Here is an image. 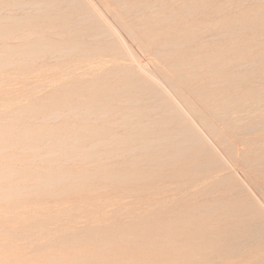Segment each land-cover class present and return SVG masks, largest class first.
<instances>
[{
	"label": "rangeland",
	"instance_id": "1",
	"mask_svg": "<svg viewBox=\"0 0 264 264\" xmlns=\"http://www.w3.org/2000/svg\"><path fill=\"white\" fill-rule=\"evenodd\" d=\"M71 1H0L1 264H264V0Z\"/></svg>",
	"mask_w": 264,
	"mask_h": 264
},
{
	"label": "bare ground",
	"instance_id": "2",
	"mask_svg": "<svg viewBox=\"0 0 264 264\" xmlns=\"http://www.w3.org/2000/svg\"><path fill=\"white\" fill-rule=\"evenodd\" d=\"M0 1L2 2V0H0ZM10 1H11V0H10ZM73 1H74V0H73ZM73 1H71V2H73ZM75 1L79 2L80 0H79V1H78V0H75ZM115 1H116V0H115ZM1 2H0V3H1ZM5 2H6V1H5ZM83 2L85 3V0H83ZM83 2H82V3H83ZM259 2H260V1H259ZM2 3H3V2H2ZM2 3H1V4H2ZM80 3H81V2H80ZM52 4H53V3H52ZM70 4H71V3H70ZM85 4H86V7H85V8L90 7L89 4H88V6H87V3H85ZM11 5H12V4H11ZM24 5H25V4H24ZM24 5H23V7H24ZM28 5H29V4H28ZM28 5H27V6H28ZM72 5H73V4H72ZM78 5H79V3H78ZM182 5H183V4H182ZM32 6H34V5H32ZM45 6H46V4H45ZM49 6H51V5H47V7H49ZM94 6H95V5H94ZM115 6H116V5H115ZM16 7H17V6H16ZM19 7H20V6H19ZM23 7H21V8H23ZM25 7H26V6H25ZM36 7H37V5H36ZM39 7H40V6H39ZM39 7H38V8H39ZM82 7H83V6H82ZM91 7H92V6H91ZM131 7H132V6H131ZM8 8H9V7H8ZM8 8H7V9H8ZM12 8H13V7H12ZM30 8H31V7H30ZM32 8H33V7H32ZM93 8H94V7H93ZM93 8H92V9H93ZM2 9H3V8H2ZM13 9H14V8H13ZM94 9H96V7H95ZM4 10H5V9H4ZM63 10H64V9H63ZM83 10H84V12H86L85 9H83ZM98 10H99V9H97L96 11L98 12ZM0 11H1V10H0ZM2 11H3V10H2ZM2 11H1V12H2ZM75 11H76V10H75ZM87 11H88V10H87ZM90 11H92V10H90ZM90 11H89V13H90L89 16H90V17L93 15L94 18H95V16L98 15L97 12L95 13L96 15H94V14H92ZM99 11H100V10H99ZM159 11H160V10H159ZM28 12H29V11H28ZM93 12H95V11L93 10ZM100 12H101V11H100ZM150 12H151V11H150ZM16 13H17V12H16ZM34 13H35V10H34ZM86 14L88 15V13H86ZM91 14H92V15H91ZM100 14H101V13H100ZM100 14H99V15H100ZM186 14H187V13H186ZM36 15H37V14H36ZM99 15H98V16H99ZM85 16H86V15H85ZM89 16H88V17H89ZM189 16H190V15H189ZM86 17H87V16H86ZM96 17H97V16H96ZM104 17H105V16H104ZM116 17H117V16H116ZM184 17H185V16H184ZM20 18H21V17H20ZM91 18H93V17H91ZM91 18H90V19H91ZM94 18H93V19H94ZM97 18L100 19L99 17H97ZM97 18H95L94 20H96ZM11 19H12V18H11ZM22 19H23V18H22ZM28 19H29V18H28ZM75 19H76V18H75ZM98 19H97L96 21H98ZM101 19H102V18H101ZM101 19H100V21H101ZM8 20H9V18H8ZM13 20H14V18H13ZM5 21H7V20H5ZM5 21H4V22H5ZM67 21H68V20H67ZM87 21H88V20H87ZM164 21H165V20H164ZM19 22H20V21H19ZM19 22L17 21V23H19ZM104 23H105V22H104ZM104 23L102 22V24H103V28H104ZM121 23H122V22H121ZM253 24H254V23H253ZM96 25H97V23H96ZM25 26H26V25H25ZM98 26H99V25H98ZM2 27H3V26H2ZM8 27H9V26H8ZM92 27H93V26H92ZM95 27H96V26H95ZM20 28H21V27H20ZM66 28H67V27H66ZM98 28H99V27H98ZM106 28H107V27H106ZM30 29H32V28H30ZM34 29H35V28H34ZM101 29H102V28H101ZM5 30H6V29H5ZM26 30H27V29H26ZM65 30H66V29H65ZM262 30H263V28H262ZM44 31H45V30H44ZM53 31H54V30H53ZM103 31H104V30H103ZM168 31H169V30H168ZM2 32H4V31H2ZM7 32H8V31H7ZM65 32H66V31H65ZM99 32H100V30H99ZM104 33H105V32H104ZM106 33H107V32H106ZM127 33H128V32H127ZM129 33H131V32H129ZM25 34H26V33H25ZM97 34H98V33H97ZM99 35H100V33H99ZM102 35H103V34H101V37H102ZM0 36H1V34H0ZM26 36H27V34H26ZM103 36H108V35L106 34V35H103ZM194 36H195V35H194ZM4 37H5V36H4ZM27 37H28V36H27ZM31 37H32V36H31ZM68 37H69V36H68ZM0 38H1V37H0ZM108 38H109V37H108ZM4 39H5V38H4ZM4 39H3V40H4ZM73 39H74V38H73ZM96 39H97V38H96ZM214 39H216V38H214ZM13 41H14V40H13ZM21 41H22V40H21ZM43 42H44V41H43ZM22 44H23V43H22ZM29 44H30V43H29ZM29 44H27V45H29ZM44 44H45V43H44ZM44 44H43V45H44ZM48 44H50V43H48ZM133 44H134V43H133ZM158 44H159V43H158ZM168 44H169V43H168ZM27 45H26V48H28ZM31 45H32V44H31ZM31 45H30V46H31ZM169 45H170V44H169ZM162 46H163V45L161 44V47H162ZM24 47H25V46H24ZM35 47H36V46H35ZM72 47H73V46H72ZM74 47H75V46H74ZM161 47H160V48H161ZM179 47H180V46H179ZM181 47H182V46H181ZM3 48H4V46H3ZM8 48H10V47H8ZM20 48H22V46H20ZM20 48H19V49H20ZM41 48H42V46H41ZM46 48H49V47H46ZM66 48H67V47H66ZM70 48H71V47H70ZM75 48H76V47H75ZM172 48H174V46H173ZM177 48H178V47H177ZM5 49H6V48H5ZM11 49H12V48H11ZM14 49L17 50L16 47H15ZM23 49H24V48H23ZM1 50H3V49H1ZM1 50H0V51H1ZM8 50H10V49H8ZM22 51H23V50H22ZM25 51H26V50H25ZM60 51H61V50H60ZM117 51H118V50H117ZM5 52H6V51H5ZM18 52H19V51H18ZM18 52H16V53L18 54ZM43 52H44V51H43ZM47 52H49V51H47ZM62 52H63V51H62ZM65 52H66V51H65ZM8 53H9V52H8ZM24 53H25V52H24ZM30 53H31V52H30ZM69 53H70V52H69ZM122 53H123V52H122ZM12 54H13V53H12ZM17 54H16V55H17ZM57 54H58V53H57ZM60 54H61V53H60ZM2 55H4V54L2 53ZM8 55H9V54H8ZM16 55H14V56H16ZM21 55H22V54H21ZM42 55H43V53H42ZM65 55L67 56V54H65ZM86 55H87V54H86ZM121 55H122V54H121ZM157 55H159V54H157ZM0 56H1V54H0ZM29 56H30V55H29ZM35 56H36V55H35ZM52 56H53V55H52ZM152 56H153V55H152ZM19 57H20V56H19ZM23 57H24V56H23ZM58 57H59V56H58ZM69 57H70V55H69ZM1 58H2V57H1ZM4 58H5V57H4ZM8 58H9V57H8ZM31 58H32V56H31ZM11 59H12V58H11ZM40 59H42V58H40ZM59 59H60V58H59ZM61 59H62V58H61ZM34 60H36V59H34ZM63 60H64V59H63ZM133 60H134V59H133ZM135 60H136V59H135ZM161 60H162V59H161ZM70 61H71V60H70ZM89 61H90V60H89ZM115 61H116V60H115ZM259 61H260V60H259ZM155 62H156V61H155ZM5 63H6V62H5ZM17 63H19V62H17ZM17 63H16V64H17ZM56 63H57V62H56ZM9 64H10V63H9ZM19 64H20V63H19ZM156 64H157V63H156ZM184 64H185V63H184ZM188 64H189V63H188ZM113 65H114V64H113ZM1 66H2V65H1ZM9 66H10V65H9ZM109 66H110V65H109ZM130 66H131V65H130ZM176 66H177V65H176ZM18 67H19V66H18ZM121 67H122V66H121ZM128 67H129V66H128ZM167 67H168V66H167ZM6 68H7V67H6ZM23 68H24V67H23ZM125 68H126V67H125ZM142 68H143V66H142ZM91 69H92V68H91ZM163 69H164V68H162V70H163ZM164 71H167V69L164 70ZM164 71H163V72H164ZM57 72H58V71H57ZM87 72H88V71H87ZM160 72H161V71H160ZM161 73H162V72H161ZM165 73H166V74H169V73H167V72H165ZM24 74H25V73H24ZM28 74H29V73H28ZM125 74H126V73H125ZM119 75H120V74H119ZM22 76H23V75H22ZM68 76H69V75H68ZM166 76H168V75H166ZM14 77H15V76H14ZM26 77H27V76H26ZM169 77H171V76H169ZM172 78H173V77H172ZM174 78H175V77H174ZM15 79H16V78H15ZM18 80H19V79H18ZM59 80H61V79H59ZM15 81H16V80H15ZM166 81H167V80H166ZM2 82H3V81H2ZM169 82H170V80H169ZM259 82H260V81H259ZM261 82H262V81H261ZM27 85H28V84H27ZM168 85H171V83H169ZM173 85H174V84H173ZM23 86H24V85H23ZM18 88H19V87H18ZM20 88H21V87H20ZM174 88H175V86H174ZM4 90L7 91V92H9V90H6V89H4ZM17 90H18V89H17ZM2 91H3V90H2ZM5 91H3V92H5ZM3 92H2V93H3ZM7 92H6V93H7ZM13 92H14V91H13ZM13 92H12V93H13ZM17 92H20V90H18ZM17 92L15 91L14 94L16 95ZM10 93H11V90H10ZM8 94H9V93H8ZM14 94H12V95H14ZM2 95H6V94L3 93ZM12 95H10V96H12ZM32 95H33V94H32ZM10 96H9L8 98H10ZM26 96H27V95H26ZM36 96H37V95H36ZM129 96H130V95H129ZM14 97H15V96H14ZM14 97H13V98H14ZM20 97H21V96H20ZM31 97H32V96H31ZM2 98L4 99V96H2ZM5 98H7V95L5 96ZM13 98H12V99H13ZM20 99H21V98H20ZM24 99H25V98H24ZM26 99H27V98H26ZM10 100H11V98H10ZM10 100H6V101L8 102V101H10ZM22 100H23V99H22ZM77 100H78V99H77ZM138 101H139V100H138ZM12 102H13V101H12ZM165 102L167 103V101H165ZM14 103L16 104V102H14ZM34 103H35V102H34ZM57 103H58V102H57ZM20 104H21V103H20ZM80 104H81V103H80ZM124 104H125V103H124ZM187 104H189V103H187ZM1 105H2V104H1ZM10 105H11V106H9V107L12 108V104H10ZM25 105H26V103H25ZM35 105H36V104H35ZM3 106H4V105H3ZM14 106H15V105H14ZM16 106H17V105H16ZM23 106H24V104L22 105V108H21V106L18 105V108L23 109ZM0 107H2V106H0ZM7 107H8V106H7ZM7 107H2V109H3V108L6 109ZM25 107H26V106H25ZM36 107H37V106H36ZM38 107H39V106H38ZM52 107H53V106H52ZM67 107H68V106H67ZM10 108H8V109H10ZM14 108H15V107H14ZM27 108L29 109L30 107H27ZM27 108H25V110H26ZM33 108H34V107H33ZM64 108H65V107H64ZM64 108H63V109L61 108V110H64ZM69 108H70V105H69ZM75 108H76V107H75ZM12 109H13V108H12ZM15 109H16V108H15ZM20 109H18L19 112L16 111V112L19 113V115H16L15 112H14V110H13L12 113H11L12 110L9 111L10 114H8L9 112L6 111V110H4V111H2L1 109H0V110H1L2 112H4V113H2V115L5 114V111L8 112V113H7L8 115L5 114L6 117H7V116H10L11 114L14 115V117H15V115H16V118H15V119H16V122H17V121H18L17 119H20V118H18V116L21 117V115H22V117H23V115H27L26 112H24L23 110H20ZM28 109H27V112H28ZM37 109H38V108H37ZM42 109H43V108H42ZM77 109H78V108H77ZM16 110H17V109H16ZM31 110H32V109H31ZM31 110H30V111H31ZM65 110H66V108H65ZM194 110H195V108H194ZM1 111H0V112H1ZM22 111L24 112V114H23V113H20V112H22ZM33 111H34V110H33ZM33 111H32V112H33ZM38 111H39V110H38ZM38 111H37V112H38ZM70 111H71V108H70ZM72 111H73V110H72ZM151 111H152V110H151ZM171 111H172V110H171ZM195 111H196V110H195ZM46 112H47V111H46ZM58 112H59V111H58ZM60 112H61V111H60ZM68 112H69V111H68ZM125 112H126V111H125ZM149 112H150V111H149ZM13 113H14V114H13ZM18 113H17V114H18ZM30 113H31V112H30ZM30 113H29V114H30ZM72 113H73V112H72ZM86 113H87V112H86ZM136 113H137V112H136ZM150 113H151V112H150ZM196 113H197V111H196ZM198 113H199V112H198ZM20 114H21V115H20ZM48 114H50V111H49ZM95 114H96V113H95ZM118 114H119V113H118ZM162 114H163V113H162ZM0 115H1V114H0ZM34 115H35V114H34ZM77 115H78V114H77ZM200 115H201V114H200ZM124 116H125V115H124ZM127 116H128V115H127ZM14 117H13V119H14ZM22 117H21V118H22ZM47 117H49V116H47ZM50 117H51V116H50ZM64 117L66 118V116H64ZM64 117H63V118H64ZM71 117H72V116H71ZM90 117H92V116H90ZM3 118H4V117H3ZM24 118H25V117H24ZM27 118H28V117H27ZM42 118H43V117H42ZM55 118H56V117H55ZM85 118H86V117H85ZM128 118H129V117H128ZM1 119H2V117L0 118V121H1ZM7 119H8L9 121H11V122L13 121V119L10 120L11 117H10V118H7ZM15 119H14V120H15ZM30 119H32V118H30ZM50 119H51V118H50ZM86 119H87V118H86ZM8 120L5 121V124H7V123L9 122ZM21 120H23V118H22ZM26 120H27V119H26ZM28 120H29V119H28ZM28 120H27V121H28ZM55 120H57V119H55ZM97 120H98V119H97ZM120 120H121V119H120ZM124 120H125V119H124ZM127 120H128V119H127ZM130 120H131V119H130ZM42 121H43V120H42ZM122 121H123V120H122ZM179 121H180V120H179ZM229 121H230V120H229ZM6 122H7V123H6ZM14 122H15V121H14ZM52 122H53V120H52ZM73 122H74V121H73ZM81 122H82V121H81ZM83 122H84V121H83ZM86 122H87V121H86ZM88 122H89V121H88ZM116 122H117V121H116ZM128 122H129V121H128ZM261 122H262V121H261ZM1 123H2V122H1ZM17 123H18V122H17ZM44 123H45V122H44ZM47 123H48V122H47ZM111 123H112V122H111ZM114 123H115V122H114ZM114 123H112V124H114ZM122 123H123V122H122ZM125 123H126V121H125ZM146 123H147V122H146ZM146 123H145V124H146ZM185 123H186V122H185ZM227 123H228V122H227ZM5 124H4V125H5ZM18 124H19V123H18ZM112 124H111V125H112ZM189 124H190V123H189ZM16 125H17V124H16ZM120 125H122V124H120ZM120 125H119V126H120ZM142 125H143V124H142ZM0 126H1V125H0ZM22 126H23V125H22ZM122 126H123V125H122ZM122 126H121V127H122ZM130 126H131V125H130ZM132 126H133V125H132ZM150 126H151V125H150ZM194 126H195V125H194ZM19 127H20V125H19ZM70 127H71V126H70ZM70 127H69V128H70ZM81 127H82V126H81ZM140 127H143V126H140ZM174 127H175V126H174ZM5 128H7V127H5ZM16 128H17V127H16ZM24 128H25V126H24ZM146 128H147V127H146ZM19 129H20V128H19ZM22 129H23V128H22ZM63 129H64V128H63ZM70 129H71V128H70ZM152 129H153V128H152ZM245 129H246V128H245ZM34 130H35V129H34ZM53 130H54V129H53ZM67 130H68V129H67ZM79 130H80V129H79ZM103 130H104V129H103ZM128 130H129V129H128ZM179 130H180V129H179ZM250 130H251V129H250ZM4 131H5V130H4ZM7 131H8V130H7ZM43 131H44V130H43ZM58 131H59V130H58ZM62 131H63V130H62ZM64 131H66V130H64ZM81 131H82V130H81ZM85 131H86V130H85ZM187 131H188V129H187ZM187 131H186V133H187ZM211 131H212V129H211ZM244 131H247V130H244ZM14 132H15V131H14ZM33 132H34V131H33ZM35 132H37V131H35ZM55 132H56V131H55ZM68 132H69V131H68ZM68 132H67V133H68ZM130 132H131V131H130ZM189 132H190V130H189ZM192 132H193V131H192ZM192 132H191V133H192ZM199 132H200V131H199ZM251 132H252V131H251ZM73 133H74V132H72V134H73ZM90 133H91V132H90ZM107 133H108V132H107ZM141 133H142V132H141ZM2 134L5 135V137L7 138L5 141H7V140L10 139V138H11L12 140H14L12 137H10V136H13V134H10V136H8L9 134H7V136H6V133H5V134L2 133ZM2 134H1V135H2ZM33 134H34V133H33ZM47 134H48V132H47ZM58 134H59V133H58ZM69 134H70V133H69ZM72 134H71V135H72ZM76 134H77V133H76ZM79 134H80V133H79ZM79 134H78V135H79ZM101 134H102V132H101ZM175 134H176V133H175ZM175 134H174V135H175ZM192 134H193V133H192ZM1 135H0V136H1ZM18 135H19V134H17V136H18ZM26 135H27V134H26ZM28 135L31 136V133H30V134L28 133ZM36 135H38V134H36ZM36 135H35V137H36ZM66 135H67V136L63 135V136L65 137V139H66V138H68V139L71 138V137L68 136V134H66ZM80 135H81V134H80ZM91 135H92V134H91ZM187 135H189V134H187ZM20 136H21V135H20ZM23 136H24V135H23ZM38 136H39V135H38ZM56 136H57V135H56ZM56 136L53 135V138L55 139ZM74 136H75V135H74ZM74 136H73V139L78 137L77 135H76L77 137H74ZM160 136H161V135H160ZM163 136H164V135H163ZM192 136H193V135H192ZM192 136H191V137H192ZM2 137H4V136H1V139H0L1 141L4 139V138H2ZM8 137H9V138H8ZM31 137H32V136H31ZM31 137H30V138H31ZM40 137H42V135L39 136V139L41 140ZM58 137H60V136L58 135ZM64 137H62L63 139L60 137V138L63 140L62 143L58 144V143L60 142V141H58V140H60V138H59V139L56 138V140H57L58 142L55 141V140H54V142H55V143L57 142L58 146H59V145H65V146H66V144L64 143V142H65ZM171 137H172V136H171ZM179 137H180V136H179ZM187 137H188V139H190V141H191V138H190L189 136H187ZM194 137H195V136H194ZM194 137H193V138H194ZM18 138H19V136H18ZM18 138L15 137V139H18ZM21 138H22V136H21ZM23 138H24V137H23ZM23 138H22L21 141H24V140H25V139H23ZM26 138H27V140H26L25 142H29V140L32 139V138L29 139L28 137H26ZM42 138H43V137H42ZM53 138H52V139H53ZM80 138H81V137H80ZM102 138H103V137H102ZM109 138H112V137H109ZM176 138H177V137H176ZM11 139H10V140H11ZM28 139H29V140H28ZM34 139H36V138H34ZM52 139H51V140H52ZM68 139H66V140H68ZM78 139H79V138H78ZM116 139H117V138H116ZM185 139H186V138H185ZM198 139H199V138H198ZM18 140H19V139H18ZM36 140H37V139H36ZM36 140H35V141H36ZM74 140H75V139H74ZM109 140H110V139H109ZM118 140H120V139H118ZM161 140H162V139H161ZM1 141H0V146H1L0 148L3 149V148L5 147V144H4L5 142L2 143V144H4V147H3V146L1 145ZM3 141H4V140H3ZM14 141H15V140H14ZM41 141H42V140H41ZM48 141H49V140H48ZM48 141H47V142H48ZM71 141H72L73 144H75V143L73 142V140H71ZM187 141H188V140H187ZM8 142H9V141H8ZM8 142H7V143H8ZM37 142H38V141H37ZM47 142H46V143H47ZM54 142H53V143H54ZM67 142H68V141H67ZM76 142H77V141H76ZM127 142H128V141H127ZM142 142H143V140H142ZM151 142H152V141H151ZM163 142H164V140H163ZM33 143H34V142H33ZM40 143H41V142H40ZM69 143H70V142H68V144H69ZM72 143H71V144H72ZM128 143H130V142H128ZM132 143H133V142H132ZM136 143H137V142H136ZM136 143H134V144H135V145L139 144V142H138L137 144H136ZM244 143H245V142H244ZM23 144H24V143H23ZM34 144H36V143H34ZM49 144H51V143H49ZM57 144H54V145H56V146H54V145L52 144V145H53V148H54V147L56 148V147H57ZM73 144H72V145H73ZM100 144H101V143H100ZM112 144H113V143H112ZM114 144H115V143H114ZM130 144H131V143H130ZM178 144H179V143H177V145H178ZM181 144H182V143H181ZM181 144H180V145H181ZM187 144H188V142H187ZM7 145H8V144H7ZM29 145H30V144H29ZM38 145H39V144H38ZM72 145H70L69 147L71 148ZM182 145H184V144H182ZM16 146H17V145H16ZM104 146H105V145H104ZM156 146H157V145H156ZM23 147H24V146H23ZM28 147H29V146H28ZM40 147H41V146H40ZM59 147H61V146H59ZM74 147H76V146H73V148H74ZM131 147H132V146H131ZM7 148H10V147H7ZM11 148H12V146H11ZM17 148H18V147H17ZM32 148L34 149L35 147L32 146ZM51 148H52V147H51ZM53 148H52V149H53ZM62 148H63V147H61L58 151L61 152V149H62ZM76 148H77V147H76ZM76 148H74V149H76ZM104 148H105V147H104ZM114 148H115V147H114ZM114 148H113V149H114ZM184 148H185V146H184ZM184 148H183V149H184ZM5 149H6V147H5ZM5 149H4V150H5ZM29 149H31V148L29 147ZM33 149H31V151H32ZM42 149L44 150L45 147H43ZM64 149H65V148H64ZM113 149H112V150H113ZM116 149H117V148H116ZM170 149H172V148H170ZM36 150H37V149H36ZM40 150H41V149H40ZM48 150L50 151L51 149L48 148ZM56 150H57V148H56ZM56 150H55V151H56ZM132 150H133V149H132ZM136 150H137V149H136ZM143 150H144V149H143ZM145 150H146V149H145ZM165 150H166V149H165ZM5 151H6V150H5ZM29 151H30V150H29ZM31 151H30V152H31ZM33 151H34V150H33ZM49 151H47V152H48V153L53 152V150L50 151V152H49ZM63 151H64V150H63ZM65 151H66V153L70 154V152H71L72 150H71V151L69 150V151L67 152V149H66ZM73 151H75V150H73ZM73 151H72V152H73ZM127 151H128V150H127ZM127 151H126V152H127ZM138 151H139V150H138ZM140 151H141V150H140ZM148 151H149V150H148ZM166 151H167V150H166ZM171 151H172V150H171ZM0 152H1L0 155H2V152H3V151L1 150ZM15 152H16V151H15ZM21 152H22V150H21ZM24 152H25V151H24ZM24 152H23V153H24ZM35 152H36V151H35ZM56 152H57V151H56ZM129 152H130V151H129ZM129 152H127V153L129 154ZM141 152H143V151H141ZM144 152H145V151H144ZM149 152H151V151H149ZM162 152H163V151H162ZM45 153H46V152H45ZM73 153H74V152H73ZM73 153L70 154V156L73 155ZM75 153H76V152H75ZM75 153H74V156H76V159H78L79 157H80V158L83 157V154H82V155H79L78 153H76V155H75ZM118 153H119V152H118ZM118 153H117V154H118ZM176 153H177V152H176ZM183 153H184V152H183ZM4 154H5V153H4ZM30 154H31V153H30ZM60 154H61V153H60ZM77 154H78V155H77ZM80 154H81V153H80ZM96 154H97V153H96ZM107 154H108V153H107ZM124 154H125V153H124ZM46 155H47V153H46ZM54 155H55V154H54ZM54 155H53V156H54ZM101 155H102V154H101ZM119 155H120V154H119ZM159 155H160V154H159ZM176 155H177V154H176ZM49 156H51V155H49ZM63 156H64V155H63ZM74 156H73V160H75V159H74V158H75ZM77 156H79V157L77 158ZM84 156H85V155H84ZM108 156H109V154H108ZM114 156H116V155H114ZM140 156H141V155H140ZM140 156H139V157H140ZM40 157L44 158L43 156H40ZM47 157H48V156H47ZM118 157H119V156H118ZM161 157H163V156H161ZM168 157H171V156H168ZM45 158H46V157H45ZM71 158H72V156H71ZM88 158L90 159L91 157H88ZM8 159H9V161H10V159H12V158L8 157ZM8 159H7V161H8ZM64 159H65V158H64ZM83 159H84V157H83ZM115 159H116V158H115ZM142 159H143V158H142ZM145 159H146V158H145ZM163 159H164V158H163ZM173 159H175V158H173ZM30 160H31V159H30ZM35 160H37V159H35ZM40 160H42V159H40ZM68 160H69V159H68ZM71 160H72V159H71ZM71 160H70V161H71ZM73 160H72V161H73ZM111 160H112V159H111ZM128 160H129V159H128ZM128 160H127V161H128ZM136 160H137V159H136ZM170 160H171V159H170ZM5 161H6V160H5ZM14 161H15V160H14ZM65 161H67V160H65ZM168 161H169V160H168ZM38 162H39V161H38ZM42 162H43V161H42ZM73 162H74V161H73ZM120 162H121V161H120ZM151 162H153V161L151 160ZM40 163H41V162H40ZM47 163H48V162H47ZM128 163H129V162H128ZM142 163H143V162H142ZM146 163H147V162H146ZM149 163H150V161H149ZM138 164H140V163H138ZM151 164H152V163H151ZM5 165H6V164H5ZM132 165H133V164H132ZM136 165H137V164H136ZM7 166H8V165H7ZM20 166H21V165H20ZM166 166H167V165H166ZM22 167H23V166H22ZM103 167H104V166H103ZM119 167H120V166H119ZM6 168H7V167H4L5 170H2V168H1L0 171L2 170L3 172H6V173H8V174H9V173L12 174V171H11V172H10V171L7 172V169L10 168V167H8L7 169H6ZM12 168H13V167H12ZM23 168H24V167H23ZM38 168H39V167H38ZM38 168H35V169H38ZM132 168H133V167H132ZM16 169H17V168H16ZM117 169H118V168H117ZM207 169H208V168H207ZM8 170H11V169H8ZM19 170H20V169H19ZM76 171H77V170H76ZM108 171H109V170H108ZM110 171H111V170H110ZM47 172H48V171H47ZM56 172H57V171H56ZM1 173H2V172H1ZM14 173H15V172H14ZM14 173H13V174H14ZM59 173H60V172H59ZM59 173H58V174H59ZM87 173H88V172H87ZM91 173H92V172H91ZM10 174H9V175H10ZM13 174H12V175H13ZM28 174H29V173H28ZM32 174H33V173H32ZM40 174H41V173H40ZM42 174H44V173H42ZM47 174H48V173H47ZM52 174L54 175V173H52ZM56 174H57V173H56ZM58 174H57V175H58ZM1 175H2V174H1ZM12 175H11V176H12ZM25 175H26V174H25ZM53 175H50V178H48V177H47V176H49V174H48V175H46V177H47V179L51 180L52 177L56 176V175H54V176H53ZM62 175H63V174H62ZM6 176H7V175H6ZM40 176H41V175H40ZM59 176L61 177V175H59ZM59 176H57L58 178L56 177L57 179H52V182H53L54 180H56V184H55V182H53V183H54L56 186H57V184H58L59 188H60V186H62V187L66 186L65 183H64L65 180H63L64 176H63L61 179L59 178ZM67 176H70V175H67ZM75 176H76V175H75ZM81 176L83 177V176H85V175H80V178H81ZM252 176H253V175H252ZM9 177H10V176H9ZM19 177H20V176H19ZM31 177H32V176H31ZM72 177H73V176H72ZM72 177H71V178H72ZM26 178H27V177H26ZM28 178H29V177H28ZM40 178H42V177H40ZM66 178L69 179V177H66V176H65L64 179H66ZM73 178H76V177H73ZM73 178H72V179H73ZM80 178H79V180H80ZM85 178H86V176H85ZM113 178H114V177H113ZM123 178H124V177H123ZM7 179H8V178H7ZM13 179H14V178H13ZM43 179H46V178L43 177ZM43 179H42V180H43ZM58 179H59L61 182L64 181V182H62V183H63L62 185H61V183H58V182H59ZM72 179H69V180L71 181ZM76 179L78 180V178H76ZM82 179H83V178H82ZM82 179L80 180L81 182L84 180V179H83V180H82ZM135 179H136V178H135ZM38 180H39V179H38ZM77 180H76V181H77ZM123 180H124V179H123ZM43 181H44L45 185L47 184V185H46V188H48V185L51 184V182H50V181H47V182H48V183H47L46 180H43ZM43 181H40V182H43ZM57 181H58V182H57ZM84 181H85V180H84ZM211 181H212V180H211ZM36 182H37V180H36ZM72 182H73V181H71V183H72ZM91 182H92V181H91ZM102 182H103V181H102ZM250 182H251V181H250ZM53 183H52V184H53ZM71 183H70V184H71ZM74 183H75V182H74ZM36 184H37V183H36ZM66 184H68L67 181H66ZM123 184H124V183H123ZM68 185H69V184H68ZM68 185H67V186H68ZM43 186H44V185H43ZM67 186H66V187H67ZM10 187H11V186H10ZM62 187H61V188H62ZM2 188H3V187H2ZM2 188H0V189H1L0 192H1L2 190H3V191H4V190H8V189H2ZM12 188H14V187H12ZM15 188H16V187H15ZM34 188H35V187H34ZM40 188H43V187H40ZM61 188H60V189H61ZM29 189H30V188H29ZM31 189H32V187H31ZM35 189H36V188H35ZM44 189H45V186H44ZM48 189H49V188H48ZM52 189H53V188H52ZM57 189H58V187H57ZM57 189H56V190H57ZM11 190H12V189H11ZM17 190H18V191H16V189H15V190H12L11 192L13 193V192L15 191V192H18L17 194H19V191H20V190H19V189H17ZM33 190H34V189H33ZM63 190H64V189L62 188V191H63ZM80 190H81V189H80ZM8 191H9V190H8ZM44 191H45V190H44ZM9 192H10V191H9ZM20 192H21V191H20ZM46 192H47V190H46ZM77 192H78V191H77ZM109 192H110V191H109ZM5 193H6V192H4V193L2 194L3 196L0 195L1 198L4 197V199H5V196H6V194H7L8 192H7L6 194H5ZM81 193H82V192H81ZM0 194H1V193H0ZM4 194H5V195H4ZM15 194H16V193H15ZM46 194H47V193H46ZM45 196H46V195H45ZM45 196H44V197H45ZM54 196H55V195H54ZM87 196H88V195H87ZM47 197H48V196H47ZM49 197H50V196H49ZM91 197H92V196H91ZM19 198H20V197H18V199H19ZM21 198H22V197H21ZM26 198H28V197H26ZM31 198H32V197H31ZM51 198H52V197H51ZM53 198H54V197H53ZM53 198H52V199H53ZM55 198H56V197H55ZM67 198H68V197H67ZM2 199H3V198H2ZM12 199H13V197H12ZM15 199H16V198H15ZM89 199H91V198H89ZM6 200H8V199H6ZM95 200H96V199H95ZM3 201H5V200H3ZM92 201H93V200H92ZM19 202H20V201H19ZM21 202H22V200H21ZM94 204L96 205V203H94ZM88 205H89V204H88ZM67 206H68V205H67ZM92 206H93V205H92ZM98 206H99V205H98ZM69 207H70V206H69ZM69 207H68V209H67L68 211L70 210ZM71 207H72V206H71ZM71 207H70V208H71ZM73 207H74V206H73ZM7 208H8V207H7ZM64 208H65V207H64ZM74 208H75V207H74ZM74 208H72V209H74ZM88 208L90 209V207H88ZM93 208H94V207H93ZM97 208H98V207H97ZM76 209H77V208H76ZM84 209H85V208H84ZM71 211H72V210H71ZM75 211H78V209L75 210ZM92 211H93V210H92ZM62 212H63V211H62ZM101 212H102V211H101ZM57 213H58V212H57ZM72 213H73V211H72ZM74 214H76V213H74ZM74 214H73V215H74ZM76 215H77V214H76ZM94 215H95V214H94ZM41 216H42V215H41ZM3 217H4V216H3ZM34 217H35V216H34ZM91 217H92V216H91ZM41 218H42V217H41ZM45 219H47V218H45ZM40 220H41V219H40ZM10 225H11V224H10ZM41 225H42V224H41ZM56 225H57V224H56ZM94 225H95V224H94ZM0 227H3V225L1 224ZM38 227H39V225H38ZM8 229H9V228H8ZM16 229H17V228H16ZM263 229H264V228H263ZM14 230H15V229H14ZM69 231H70V230H69ZM247 231H248V230H247ZM249 231H250V230H249ZM3 232H4V231H3ZM7 232H8V231H7ZM35 232H36V231H35ZM260 232H261V231H260ZM260 232H259V233H260ZM37 233H38V232H37ZM64 233H65V232H64ZM64 233H63V234H64ZM57 234H58V233H57ZM9 235H10V234H9ZM22 235H23V234H22ZM65 235H66V234H65ZM65 235H64V236H65ZM80 235H81V234H80ZM24 236H25V235H24ZM26 236H27V235H26ZM71 236H72V235H71ZM74 236H75V235H74ZM88 237H90V236H88ZM62 238H63V237H62ZM92 238H93V237H92ZM92 238H91V239H92ZM75 239H76V238H75ZM95 240H97V239H95ZM34 241H35V239H34ZM98 241H99V240H98ZM98 241H97V242H98ZM72 242H73V241H72ZM90 242H91V241H90ZM97 242L95 241V243H97ZM57 243H58V242H57ZM85 243H87V242H85ZM85 243H84V244H85ZM95 243H94V244H95ZM65 244H66V243H65ZM87 244H88V243H87ZM94 244H92V245H94ZM2 246H3V245H2ZM6 247H7V246H6ZM26 247H27V246H26ZM37 247H38V246H37ZM42 247H43V246H42ZM28 248H29V247H27V249H28ZM44 248H45V247H44ZM5 249H6V248H5ZM72 249H73V248H72ZM36 250H37V249H36ZM39 250H40V249H39ZM7 251H8V250H7ZM33 251H34V250H33ZM73 251H74V250H73ZM8 252H9V251H8ZM26 252H27V251H26ZM38 252H39V251H38ZM230 252H231V251H230ZM40 253H42V252L40 251ZM34 254H36V253H34ZM113 254H114V253H113ZM52 255H53V254H52ZM58 255H59V254H58ZM31 256H34V259H35V255H30L29 258H30ZM48 256H49V255H48ZM53 256H55V255H53ZM56 256H57V255H56ZM56 256H55V257H56ZM94 256H95V255H94ZM113 256H114V255H113ZM113 256H112V257H113ZM46 257H47V256H46ZM23 258H24V257H23ZM107 258H108V257H107ZM8 259H9V258H8ZM56 259H57V258H56ZM38 260H40V259H38ZM0 261H1V260H0ZM59 261H60V260H59ZM92 261H93V260H92ZM1 262H2V261H1ZM1 262H0V264H1ZM7 263H8V260H7ZM9 263H10V262H9ZM39 263H40V261H39ZM39 263H38V264H39ZM137 263H139V262H137ZM26 264H27V263H26ZM28 264H29V263H28ZM40 264H41V263H40ZM45 264H46V262H45ZM88 264H91L90 260H89V263H88ZM95 264H97V262H96Z\"/></svg>",
	"mask_w": 264,
	"mask_h": 264
}]
</instances>
